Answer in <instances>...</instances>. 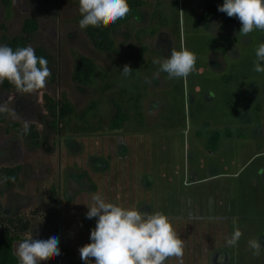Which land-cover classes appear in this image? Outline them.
<instances>
[{"label":"rangeland","instance_id":"obj_1","mask_svg":"<svg viewBox=\"0 0 264 264\" xmlns=\"http://www.w3.org/2000/svg\"><path fill=\"white\" fill-rule=\"evenodd\" d=\"M12 1L6 18L0 0V39L20 34L34 17L39 28L26 35L28 45L48 60L51 76L30 93L0 82V108L23 127L36 124L42 137L41 146L28 145L0 125V166L21 164L24 181L20 188L1 180L0 202L8 214L27 213L33 232L36 224L42 235L58 233L61 251L52 262L84 264L78 249L95 226L86 205L101 193L170 218L183 255L165 264H264V249L253 255L248 245L258 238L264 247V73L253 70L264 31L239 33V20L215 11L211 0H144L104 53L76 22L78 0ZM181 47L195 54L194 69L170 79L153 61ZM80 55L98 64L92 86L73 78ZM44 92L67 97L77 115L94 108L83 124L77 116L66 126L47 116ZM120 113L125 119L114 127ZM236 227L239 241L226 246Z\"/></svg>","mask_w":264,"mask_h":264},{"label":"clouds","instance_id":"obj_2","mask_svg":"<svg viewBox=\"0 0 264 264\" xmlns=\"http://www.w3.org/2000/svg\"><path fill=\"white\" fill-rule=\"evenodd\" d=\"M81 14L79 24L112 23L122 19L129 12L128 0H78ZM217 11L240 22L239 33L247 36L253 30L264 31V0H223ZM219 25L212 22L207 32L214 35ZM196 56L187 48H172L170 55L157 58L159 71L167 73L170 79H186L193 71ZM253 70L264 73V40L255 49ZM132 73L129 65L121 70L123 76ZM51 76L48 60L37 56L31 45L13 49L0 44V82L7 80L17 90L30 93L45 86ZM92 203L87 206L85 217L95 218L90 229L89 243L79 247L80 259L84 264H165L169 257L183 255V242L173 228L170 218L162 211H145L140 207H125L106 201L101 193H94ZM28 231L25 238L17 243L15 256L18 264H40L49 255H60V238L57 232L42 235ZM242 235L238 227L226 237V246L237 244ZM253 255H259L262 247L258 238L248 241ZM94 258V259H90ZM218 264L222 261L218 258Z\"/></svg>","mask_w":264,"mask_h":264},{"label":"trees","instance_id":"obj_3","mask_svg":"<svg viewBox=\"0 0 264 264\" xmlns=\"http://www.w3.org/2000/svg\"><path fill=\"white\" fill-rule=\"evenodd\" d=\"M51 1V0H47ZM13 1L2 0L5 7L6 18H10L13 12ZM144 0H128L129 12L122 19H118L114 24L112 23H89L87 26L79 24L80 15L77 16L76 22L86 32L93 46L100 52L109 53L116 47V39L114 36V30L132 19L138 11V8L144 5ZM222 4L216 0H211V7L217 11V6ZM218 12V11H217ZM39 28V23L34 17H27L23 22L22 32L17 35L3 34L1 36V44H7L15 49L17 46L28 45L26 35L35 33ZM6 29V23L0 21V30ZM99 73V67L96 61L87 55H80L76 61L73 78L75 82L82 85H94ZM3 89L8 91H18L16 87L4 80L1 82ZM23 93V92H22ZM42 105L48 117L54 120L65 123V125L71 124L72 119L78 116L82 124L86 122V116L89 114V110H93L94 104L90 105L89 109H86L81 114H76V109L73 103L63 95V97L57 99L48 92L42 94ZM10 111L7 108H0V125L4 127L6 132H16L26 144L41 146L42 137L39 128L34 123H29L26 127H23L17 121H11L9 119ZM124 114L120 113L113 122L114 127H120L124 121ZM23 166L16 164L12 166L3 165L0 166V181L8 179L15 183L16 186L22 188L24 181L21 179ZM55 189H52V196L55 194ZM32 228L31 220L27 213L20 212L15 215L7 214L4 211L3 203L0 202V264H18L16 256L13 252V243L15 240L24 239L28 231ZM50 256V264L52 262V255Z\"/></svg>","mask_w":264,"mask_h":264},{"label":"crops","instance_id":"obj_4","mask_svg":"<svg viewBox=\"0 0 264 264\" xmlns=\"http://www.w3.org/2000/svg\"><path fill=\"white\" fill-rule=\"evenodd\" d=\"M5 210H6V209H5ZM6 213H7V212H6ZM7 214H8V213H7ZM10 215H14V213H13V214H10ZM31 229H32V228H31ZM21 240H23V239H21ZM19 241H20V240H15L14 243H13V252H14V253H15V248H16V246H17V243H18ZM40 264H50V256H47V257L42 258Z\"/></svg>","mask_w":264,"mask_h":264}]
</instances>
